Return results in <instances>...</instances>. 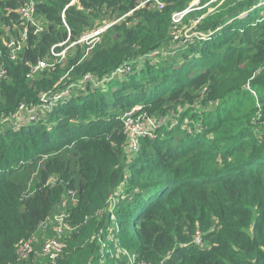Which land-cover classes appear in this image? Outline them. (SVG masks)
<instances>
[{
    "label": "trees",
    "instance_id": "trees-1",
    "mask_svg": "<svg viewBox=\"0 0 264 264\" xmlns=\"http://www.w3.org/2000/svg\"><path fill=\"white\" fill-rule=\"evenodd\" d=\"M141 1L0 0V264H264V0Z\"/></svg>",
    "mask_w": 264,
    "mask_h": 264
},
{
    "label": "built area",
    "instance_id": "built-area-1",
    "mask_svg": "<svg viewBox=\"0 0 264 264\" xmlns=\"http://www.w3.org/2000/svg\"><path fill=\"white\" fill-rule=\"evenodd\" d=\"M148 2H151L153 5H157L158 8H162L163 7V2L161 0H142L140 5H144ZM17 13L20 15L21 19L24 20L25 22L28 23H33V14H34V5L33 3H25L24 5H22L21 7H19L17 9ZM183 13L180 14H174L173 15V20L175 23H178L182 16ZM62 19H63V14L61 15ZM109 24H105L103 25L101 28H98L96 30H93L89 33L83 34L80 39L78 41L80 42H87V43H91L92 41L97 40V36L99 35L100 32H102ZM26 28H24L23 32H22V36L24 37L26 34ZM173 39H177L178 38V31H174L173 32ZM13 45L12 42L8 43V46ZM61 45V44H60ZM153 55H156V53ZM45 64L44 62H39L37 67H44ZM128 71V68H124V69H117L115 72L112 73V76H119L121 74H124L125 72ZM3 75V69L0 67V77ZM89 76H84V79L88 80ZM67 90H65L64 92H66ZM67 93V92H66ZM251 93L253 95H255V93L253 91H251ZM61 95H56L53 100H52V104L57 101L59 98H61ZM43 108L45 109V106L42 105ZM52 105H49V107H51ZM23 108V106L21 105L19 107V113L16 116H20V110ZM34 110V109H33ZM33 110L30 111V113H33ZM137 109L132 110L130 113H126L124 115V129L125 132L128 136V142H129V146L130 144L134 145V139L136 141L137 137L140 135H144V134H151L150 130H153V128H155L156 124L154 121H147L145 124L141 123L139 119H134L133 118V113L134 111H136ZM20 120L21 119H17V121L14 123L15 126H23L26 124H20ZM132 148H135V146H130ZM64 217L60 216L58 218H56V223L57 225L53 228V232L55 233H61L63 229H69V227L66 226V224L64 223ZM196 241L199 243L200 239L199 236H196ZM35 238L34 237H30L26 242H24L23 244H21L18 247V254L20 259H26L33 251V245L32 243H34ZM63 251V244L56 238L53 237H46L42 240L41 243V255L44 257H47L49 260L54 261Z\"/></svg>",
    "mask_w": 264,
    "mask_h": 264
},
{
    "label": "rangeland",
    "instance_id": "rangeland-1",
    "mask_svg": "<svg viewBox=\"0 0 264 264\" xmlns=\"http://www.w3.org/2000/svg\"><path fill=\"white\" fill-rule=\"evenodd\" d=\"M213 1H215V0H210L209 2H206V3H205V6L211 5V2H213ZM196 2H197V1H196ZM196 2H194V3H196ZM194 3H193V4H194ZM211 9H212V7H209V8H208V10H211ZM189 31H190V28L186 30V33L188 32V34H190ZM192 35H194V34H192ZM192 35L190 34V35H188V37L191 38ZM197 35H198V34H197ZM200 36L204 37L203 34H200ZM124 74H126V73H124ZM124 74L119 75V77H117V79L123 80V78H124V77H123ZM67 93H68V94H66V95L64 96V98H63L64 100H65V99H68V97H69V90H68ZM44 111H45V109L43 108L42 105L38 106L36 109L33 110V113H30L29 116H27V117L21 119V120H20V124H31V123H34V122H36V121H37V122L41 121L42 118H44V114H43ZM153 129H154V128H153ZM136 141H137V140H136ZM136 141H135V139H134V145L130 144V146H137V142H136ZM42 230H43V227L41 226V227L39 228L38 232H37V235H39V234L42 232ZM196 240H197V239H196Z\"/></svg>",
    "mask_w": 264,
    "mask_h": 264
},
{
    "label": "bare ground",
    "instance_id": "bare-ground-1",
    "mask_svg": "<svg viewBox=\"0 0 264 264\" xmlns=\"http://www.w3.org/2000/svg\"><path fill=\"white\" fill-rule=\"evenodd\" d=\"M187 182V181H186ZM184 184V183H183Z\"/></svg>",
    "mask_w": 264,
    "mask_h": 264
}]
</instances>
